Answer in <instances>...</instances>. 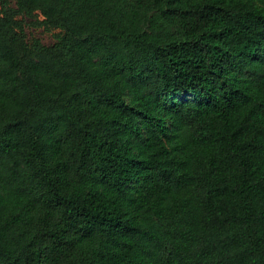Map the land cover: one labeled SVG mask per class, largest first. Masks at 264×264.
<instances>
[{
  "label": "trees",
  "instance_id": "obj_1",
  "mask_svg": "<svg viewBox=\"0 0 264 264\" xmlns=\"http://www.w3.org/2000/svg\"><path fill=\"white\" fill-rule=\"evenodd\" d=\"M16 3L0 264H264V0Z\"/></svg>",
  "mask_w": 264,
  "mask_h": 264
},
{
  "label": "rangeland",
  "instance_id": "obj_2",
  "mask_svg": "<svg viewBox=\"0 0 264 264\" xmlns=\"http://www.w3.org/2000/svg\"><path fill=\"white\" fill-rule=\"evenodd\" d=\"M12 8L17 9L16 0H9ZM18 18L23 22L26 38L33 44L35 39H39L45 45H51L55 43L56 36L61 34L60 28H46L41 25V21L44 19L41 12H36L33 16H24L19 14Z\"/></svg>",
  "mask_w": 264,
  "mask_h": 264
}]
</instances>
